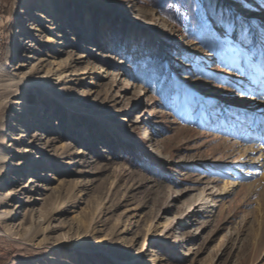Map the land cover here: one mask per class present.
<instances>
[{
	"label": "rangeland",
	"instance_id": "obj_1",
	"mask_svg": "<svg viewBox=\"0 0 264 264\" xmlns=\"http://www.w3.org/2000/svg\"><path fill=\"white\" fill-rule=\"evenodd\" d=\"M44 1L0 0V148L36 154L0 165V264H264V0Z\"/></svg>",
	"mask_w": 264,
	"mask_h": 264
},
{
	"label": "bare ground",
	"instance_id": "obj_2",
	"mask_svg": "<svg viewBox=\"0 0 264 264\" xmlns=\"http://www.w3.org/2000/svg\"><path fill=\"white\" fill-rule=\"evenodd\" d=\"M43 3L46 4V1H44ZM34 12H35V10H31V13H34ZM150 27L152 28L153 25H151ZM23 29H24V27H23ZM21 31H23V30H20V32ZM24 33H26V32H24ZM57 45L60 46L61 44L58 43ZM59 52L60 51H57L56 53H59ZM20 68H18L17 66H15V68L13 70L20 69ZM90 77L91 78H94V80H96V79L103 80L105 78V76L103 77V72H100L97 69H92L90 71H87L86 70V71H82L80 73L78 72V73H74V74L73 73L72 74H67L65 71L64 72L57 71L56 73H51V72L48 73L44 78H42L40 80H29V81L25 82L24 85L28 89L31 88V87H33V86H36L37 88H40L41 90H47V89H50V88H53V87H58L61 84H68V83H74V82L77 83L79 81L81 82L82 80H87ZM24 99L25 100H27V99L30 100L32 98L29 97V98H24ZM263 123L264 122H262V124ZM254 137H256L255 134L252 136V138H254ZM47 139H49V138L48 137H45V140H47ZM12 140L16 143V146H19L18 145L19 144V139L18 138L14 137V138H12ZM14 145L12 144V146H14ZM15 149L16 150L14 152V155H12L11 157H5L4 153L2 152V150L0 148V165L2 163H5V162L9 161V160L16 159V158H19V157H22V158L23 157L24 158H30L31 160H35L34 157L36 156V154H34V151L33 150H30L29 151L28 149H25L24 150V154H22V153H19L17 147ZM262 166H263V164H262ZM0 168H1V166H0ZM236 187L237 186H235V188ZM232 189H234V186L233 187H230V188H227V190H225L224 192H221L220 195L223 196V195L229 194ZM213 195H214V193L213 194H206L204 196H201L200 197V200H199L200 202L197 205H190L189 212L188 213L189 214H193V215L199 214L201 212L203 213L205 211H207L205 213H209V214L213 213V211L215 209H217L216 204L215 203L214 204L212 203V205L210 207H208L209 200L214 198ZM220 195H218V196H220ZM0 199H1V197H0ZM2 202L3 201L0 200V204H2ZM8 202H11V199L8 200ZM208 209H210V211ZM5 216H6L5 214H0V219L5 218ZM177 218H179V217H177ZM179 220H181V219L179 218ZM175 221L176 220L167 221L162 226V231H160V233H158L157 239H160L162 241H165V238L174 230ZM154 259H156V258H154ZM51 260H52V258H51ZM153 261H155V260H153Z\"/></svg>",
	"mask_w": 264,
	"mask_h": 264
},
{
	"label": "trees",
	"instance_id": "obj_3",
	"mask_svg": "<svg viewBox=\"0 0 264 264\" xmlns=\"http://www.w3.org/2000/svg\"><path fill=\"white\" fill-rule=\"evenodd\" d=\"M145 2L177 25H182L180 17L175 9V5L178 3H183L185 5L186 11L193 22L198 20V14L196 12L197 0H145ZM216 3L217 0H202V9L206 12L209 19H213V16L217 18L215 14ZM159 50L160 49H157V51Z\"/></svg>",
	"mask_w": 264,
	"mask_h": 264
}]
</instances>
